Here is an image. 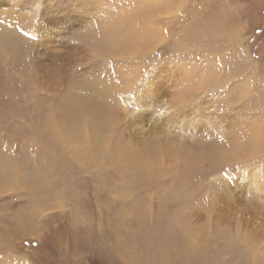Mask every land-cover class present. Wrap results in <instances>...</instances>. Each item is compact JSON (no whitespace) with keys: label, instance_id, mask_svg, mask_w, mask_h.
Segmentation results:
<instances>
[{"label":"rangeland","instance_id":"rangeland-1","mask_svg":"<svg viewBox=\"0 0 264 264\" xmlns=\"http://www.w3.org/2000/svg\"><path fill=\"white\" fill-rule=\"evenodd\" d=\"M0 1V264H264V0Z\"/></svg>","mask_w":264,"mask_h":264},{"label":"bare ground","instance_id":"bare-ground-1","mask_svg":"<svg viewBox=\"0 0 264 264\" xmlns=\"http://www.w3.org/2000/svg\"><path fill=\"white\" fill-rule=\"evenodd\" d=\"M0 3H2L0 1ZM46 3H51V0H47ZM47 7L45 8V11L48 12V10H46ZM46 15V14H45ZM126 20V19H125ZM122 25V24H121ZM47 27L46 24H41L39 29H45ZM144 29V30H142ZM108 30V29H107ZM136 33L138 32L139 35H142L144 34V31H145V27H142V26H139L137 27L136 29ZM133 31V30H132ZM51 33V32H50ZM103 37L102 39H100L97 43V45H99V43H101L102 47H104V49H106L107 47L110 46V44H112V38L113 37H110L109 34L106 32L105 34H101ZM58 36L59 34L56 33V35H54L53 37H51L52 39H54V43L57 42L58 40ZM109 36V37H108ZM132 38L133 37V34L131 35V33H127L126 34V39L127 38ZM44 38V37H43ZM57 38V39H55ZM51 39V40H52ZM114 39V38H113ZM118 40H115L114 42L116 43ZM122 41V40H121ZM1 42H2V45H5L6 47V50H2L4 52V56L6 57V55L8 54L10 60H11V66H14V72L15 73H20V74H23L22 77H25L27 76V74H29V71H28V66L27 65H24L26 64L25 61L27 62V59H28V62H29V47H31L29 45L28 42H20L19 39L17 38H11V36H7L4 35V37L1 38ZM59 43V42H58ZM37 44V43H36ZM96 45V46H97ZM50 45L48 44L47 42V39L43 40L41 39V42L38 44V47L41 49V56H45V59L48 58V63H39V64H35L36 65V69L40 72V82H42L41 86L44 87V86H48L47 88L49 89H53V88H56L60 85V80L57 76V69L54 67L56 65V63L58 61H60V55L58 53V48H57V45H52L53 47H49ZM98 47V46H97ZM34 48V47H33ZM36 48V47H35ZM57 48V50L55 49ZM6 51V52H5ZM32 51V50H31ZM37 51V50H36ZM40 51V50H39ZM71 51V50H70ZM1 53V51H0ZM39 53V52H37ZM1 55V54H0ZM1 57V56H0ZM64 57V56H63ZM62 59V58H61ZM39 60H36L35 62L38 63ZM28 64V63H27ZM13 71V70H12ZM16 71H19V72H16ZM1 72V71H0ZM12 73V72H11ZM8 74V73H7ZM11 75V74H10ZM15 75V74H14ZM25 75V76H24ZM7 76V75H6ZM16 76V75H15ZM12 77V76H11ZM18 77V76H17ZM10 79V78H9ZM21 79V78H20ZM12 80V79H11ZM19 80V79H18ZM17 80V81H18ZM16 82V81H14ZM24 82V81H23ZM39 82V83H40ZM23 84V83H22ZM25 85V84H24ZM20 86V85H19ZM13 88H9V90L7 92H4L5 96H7L8 100L11 102L14 103L13 100H16V98L18 99V96L20 95V93L17 91V90H12ZM27 90V91H26ZM23 91L28 94L27 92L29 91V86L26 85V89H23ZM21 92V91H20ZM30 92V91H29ZM26 94H25V97H26ZM3 95V94H2ZM29 97V96H28ZM27 97V98H28ZM8 101V102H9ZM21 103H24V105H22L21 107L22 108H27L29 107L28 103H29V99H25L24 98V95H23V99L20 100ZM4 104L6 102V98H4ZM11 102V103H12ZM20 103V104H21ZM9 105V104H8ZM13 105V104H12ZM14 105H17V102L14 103ZM28 105V106H27ZM97 104H95V102H93L92 104H89L87 106L86 109H88V111H94L96 110ZM19 107V106H18ZM78 107V109H77ZM75 107V110L77 109V111L80 109V106H77ZM16 110H17V107L15 106ZM85 108V107H84ZM22 110V109H20ZM74 110V111H75ZM27 111V110H26ZM79 111H82L81 109ZM84 111V110H83ZM82 111V112H83ZM24 112V111H23ZM85 112V111H84ZM83 112V113H84ZM14 113V112H13ZM20 113V112H19ZM15 114V113H14ZM98 114V113H97ZM16 115V114H15ZM14 115V116H15ZM21 117V116H20ZM19 117V118H20ZM22 118V117H21ZM14 119V118H13ZM16 119V118H15ZM22 122V121H21ZM55 130V129H54ZM3 164H6L5 162ZM1 169L2 167H0V172H1ZM4 172V171H3Z\"/></svg>","mask_w":264,"mask_h":264}]
</instances>
